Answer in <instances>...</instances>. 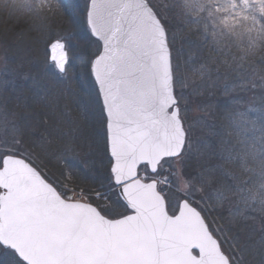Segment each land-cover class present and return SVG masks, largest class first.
I'll return each mask as SVG.
<instances>
[{
  "label": "snow or ice",
  "instance_id": "6c2138e0",
  "mask_svg": "<svg viewBox=\"0 0 264 264\" xmlns=\"http://www.w3.org/2000/svg\"><path fill=\"white\" fill-rule=\"evenodd\" d=\"M53 2L0 0V11L42 19ZM85 18L97 46L90 72L107 186L89 194L50 177L30 151L44 144L31 139L29 117L0 113V264H247L248 255L264 264V228L250 243L237 231L264 216V0H88ZM180 32L183 67L173 57ZM50 36L37 38L45 67L66 77L69 45ZM212 90L224 99L208 107L222 108L225 124L197 123L219 138L220 162L185 177L194 143L208 146L192 139L188 104ZM225 209V226L209 219Z\"/></svg>",
  "mask_w": 264,
  "mask_h": 264
},
{
  "label": "rangeland",
  "instance_id": "374dc122",
  "mask_svg": "<svg viewBox=\"0 0 264 264\" xmlns=\"http://www.w3.org/2000/svg\"><path fill=\"white\" fill-rule=\"evenodd\" d=\"M64 1L65 7L68 9L69 14L73 18L77 17L76 14L80 15L81 12H83L82 21L84 22L86 4L88 0ZM60 5V0L58 3L54 0V12H48L45 10V12L42 13V17H44L43 19L48 21L51 19V17H54L57 11L61 9ZM73 6H75L74 11ZM35 24L41 27L40 21H35ZM45 24H47L46 21ZM48 24V27H50V29L52 28V30H54L57 34L52 39L64 37L68 45L71 44L74 45V48L76 47L75 43L78 42L77 40H73L71 38L73 35H70L66 31L59 30V28H57L52 23V19L50 22H48ZM35 27L38 29L37 38L41 37L42 35L47 36L49 34L47 29H44V31L41 32L40 27L38 28L34 25V28ZM85 31L88 33L87 28ZM52 35L53 33H51V36ZM37 38L34 40L35 45H33L32 48V57L35 60L33 67L38 69L36 79H34L35 76H33L35 75L36 71L33 72L30 70L32 71L31 73L27 69L30 64L32 65V58L27 60L22 59V61L20 58L13 63H9L5 60L3 53L0 50V80L10 82L6 86L0 85V113L6 112L8 114L9 121L18 120L19 117L27 115L29 117L28 123L31 125V139L37 141L42 139L44 144L43 151L40 148H30V151L39 154L40 159L37 161V163L40 164V167L50 177L58 180L62 185L66 184L68 188H75L76 191L84 189L89 194H92L95 190H102L101 187L90 188L82 183H79V172L75 168L82 167V172L84 174L89 173L91 175H95L96 170L93 171L91 169H87L90 162L88 163V160L86 159L88 157L86 156L88 154L94 156L95 148H100L102 151L103 140L105 138L106 142V137L104 136L105 121L101 118L99 107L100 102L97 99V91L93 81L87 74L84 65L86 59L82 57V60L75 64L73 57H71L69 53L68 72L67 76L65 77L63 74H59L50 64L45 67L46 55L44 54L43 49L41 55V45L43 46L45 42L37 43ZM96 47V43H91L88 48V50L92 53V56L89 59L88 70L90 67V61L96 54ZM26 50L29 49L27 48ZM177 58L178 62H182L183 65L182 58ZM22 65L27 67L26 69L29 71L32 77H29V74L26 72L23 73V70L21 69ZM53 73H55L54 77L52 75ZM26 80L31 81L29 86L34 85L36 92L39 94V97H42V99H33V91L30 88L29 89L31 90V93L29 95L25 94L29 93L26 92V90H24V92L21 91V87L27 85L26 83L28 81ZM60 81H64V83H61ZM26 88H28V86H26ZM7 89H9V91H7ZM6 91L13 93V97L15 99L16 96H21L23 98L21 103H25L26 101L27 103L29 102L27 104L28 107H13L15 106L14 103L10 105V98L8 96L4 98L3 95ZM257 92L256 94L259 95ZM252 95V92L245 94L247 97H251ZM207 98L210 97L208 95H203L190 98L188 104L189 111L187 112L185 124L193 125L191 132L193 140L195 137L200 138L201 136L209 133V131L206 130L204 134L202 129L203 126L197 123L200 116L207 115L205 114L207 109H209L207 108L209 101ZM13 113L15 115H13ZM2 135L3 133L0 132V136ZM25 139L27 140L29 138L25 137ZM69 145H71L74 149L71 152L67 151ZM195 152H197L196 149H194L193 153ZM193 153L192 159H188L183 166L184 175L185 177L189 178L192 176L194 171L193 166L190 167L188 164V162L194 163ZM70 164L73 165L71 168L69 167ZM170 164L173 169L181 168L180 162L176 160L170 161ZM56 166H60L61 169ZM107 168L109 171L110 163L107 165ZM107 183L108 181L104 184L105 188ZM165 191H168V189L165 188ZM209 219L214 220L215 224L221 225L219 219L216 218L214 213H211ZM261 220L262 219L255 220L257 227L261 226ZM225 247H227V245H225Z\"/></svg>",
  "mask_w": 264,
  "mask_h": 264
},
{
  "label": "trees",
  "instance_id": "16d2710c",
  "mask_svg": "<svg viewBox=\"0 0 264 264\" xmlns=\"http://www.w3.org/2000/svg\"><path fill=\"white\" fill-rule=\"evenodd\" d=\"M64 3H65L64 0H60L61 9L57 11L54 17H51L52 23L57 28H59V30L66 31L70 35H73V37H71L73 40H77L78 43H75L76 44L75 48H74V45H71V44L69 45L68 50H69L70 56L73 57V61L75 62V64L77 62H80V60H82L81 59L82 57L85 58L86 61L84 62V65H85L87 74L90 76L89 70H88V64H89V59L92 56V53L88 50V48L91 43H95V42L90 37V35L87 33V31H85L86 30L85 21L84 22L82 21L83 12H81L80 15L76 14L75 12L77 17L73 18L69 14L68 9L65 7ZM74 9H75V6H73V11ZM51 19H49L48 21L43 18L37 19L33 17L31 14L27 12H23V11L14 12L11 16H9L6 10L0 11V50L3 53L5 60L8 61L9 63H13L17 59L19 60L20 58H21V61L22 59L27 60L29 58H32V65L30 64L28 68L25 65H22L21 69L23 70V73L24 72L28 73L29 77H32L29 73L30 70H32L33 72L36 71L35 75H33L35 76L34 79H36L37 71H38L37 68L35 69V67H33L35 60L32 57V54H33L32 48H33V45H35L34 40L38 37V34H37L38 29H36V27L34 28V25L37 26L38 28L40 27L35 24V21H40V24H41L40 28L43 29V31L44 29H47L48 30L47 32L53 33V35L50 36V39H52L57 34L55 33L54 30H52V28L50 29V27H48L49 25L48 22H50ZM45 21L48 25L45 24ZM179 26L180 25H179L178 20L176 19L170 20L171 31H178ZM183 36H184V33L180 32L178 34L177 40L173 44V57L175 60L174 63L177 61L176 63H179L181 67H183L182 62H178L177 57L182 58V60L186 59L187 57L186 49L183 54L179 51L180 49L184 47L182 43ZM45 46H46V42L43 44V46L41 45V55H42V49L44 50V54H45ZM27 48L29 50H26ZM32 71L30 72L32 73ZM30 82L31 81L29 80L26 84L29 86V84H31ZM24 90H26V92H29V93H25L27 95L31 93V90L29 89V87L26 88L25 85L24 87H21V91L24 92ZM7 91H9V89H7ZM7 91L4 92L5 94H3L4 98L8 96L11 102L10 105L14 103L15 106L13 107H19L16 99L13 97V93L7 92ZM212 91H214L215 94L212 97L207 98L209 100L208 105H216L217 102H222L224 98L221 96V94L218 91H215V90H212ZM256 92L259 93V90L257 89ZM245 94L246 93H240V95H243V96H245ZM207 95L208 94L206 92L204 96H207ZM205 114L207 115L200 116L198 118V121L204 120L209 125L214 124L216 125V130H220L221 126L225 124V121L223 120L224 111L222 110V108H209L207 109ZM202 129L204 131V134H205V131L208 130L205 127H202ZM193 141H199V142L206 141L208 146L205 147L203 143H199V144L194 143L193 146L195 147H193V151L194 149H196L197 151L193 153L194 163L188 162L190 167L193 166L194 168L192 176L196 175L204 167H211L215 165L216 163L220 162L212 155L213 152L219 151L220 144H219L218 137L212 136L209 133H207L206 135L201 136L200 138L195 137ZM105 145H106V142L104 138L102 151L100 148H95L94 156L88 154L86 156L88 158L85 157L88 160V163L90 162L87 169L88 170L91 169L93 171L96 170L95 175L93 174L91 175L89 173L84 174L82 172L83 171L82 167L75 166L76 167L75 169L78 170L79 172V178H80L79 183H82L90 188H96V187L98 188V187H101V185H104L108 181L107 178L109 175V171H108L107 165L109 164V157L107 155ZM201 158H204V159H201ZM191 159H192V156H191ZM56 167L60 168V166H56ZM212 213L216 215V218L219 219V222L221 223V225L225 226L227 224L229 217L227 216L226 209L223 212V219H221L220 215H218L217 212H212ZM256 219H262L261 220L262 224L260 227L256 226L255 224ZM262 228H264V216H262L260 213H253V218H250L244 221L242 225V230L237 229V231L239 232V235L242 241L246 243H250L252 241H257V242L259 241ZM246 261H247V264H258V257L254 259L253 256L248 255L246 256Z\"/></svg>",
  "mask_w": 264,
  "mask_h": 264
},
{
  "label": "water",
  "instance_id": "95a60500",
  "mask_svg": "<svg viewBox=\"0 0 264 264\" xmlns=\"http://www.w3.org/2000/svg\"><path fill=\"white\" fill-rule=\"evenodd\" d=\"M85 17H86V14H85ZM85 25H86V28H87V30H88V33H89V35H90V37L94 40V38L91 36V34H90V30L88 29V26H87V23H86V18H85ZM89 73H90V77H91V79H92V81H93V83H94V78L92 77V75H91V72H90V67H89ZM60 74V73H59ZM94 85H95V83H94ZM95 88H96V86H95ZM96 91H97V89H96ZM105 137H106V129H105Z\"/></svg>",
  "mask_w": 264,
  "mask_h": 264
}]
</instances>
